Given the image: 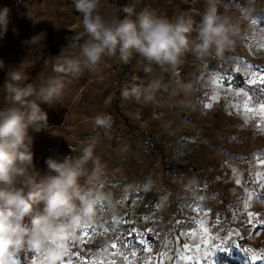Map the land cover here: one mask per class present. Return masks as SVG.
Masks as SVG:
<instances>
[{
  "label": "rangeland",
  "instance_id": "1",
  "mask_svg": "<svg viewBox=\"0 0 264 264\" xmlns=\"http://www.w3.org/2000/svg\"><path fill=\"white\" fill-rule=\"evenodd\" d=\"M241 2L231 6L228 0H221L222 10H230L233 17L238 38L235 49L220 54L213 51L205 57L189 52L174 76L155 66L151 73H145L139 56H133L127 64L116 58L106 59L94 74L85 71L77 78L61 76L65 82L61 102L53 108L43 105L50 127L35 134L36 168L42 176L49 174L48 157H75L96 136L94 155L98 164L89 162V175L98 169L93 183L112 191L120 201L117 215L105 211L99 222L81 230L65 257L67 262L130 264L132 260L112 245V221L130 219L139 224L145 217L160 222L163 216L180 220L191 214L192 219L212 220L217 229L224 246L217 256L218 264H226L223 253L242 263L264 264V190L258 188L264 180V119L260 103L245 87L243 92L250 100L236 95L241 88L227 85L236 72L246 79L264 76V10L241 15ZM105 3L122 8L128 0ZM204 4L205 0H140L136 10L150 6L160 16L184 12L198 20ZM5 6L10 9V20L7 32L0 36V58L8 63L23 59L28 80L22 83H39L57 75L53 72L54 56L68 48L76 32L82 31V17L72 0H0V8ZM258 8L264 9V0H259ZM40 32L47 34V47L26 56L23 41ZM8 37L17 45L22 43L20 55L14 56L7 45ZM113 70L120 88L133 83L143 88L154 82L160 86L150 99L119 100L111 79ZM4 76L0 71V84ZM172 79L182 81L186 89L173 95L164 87ZM206 91L213 98L205 99ZM7 103L0 92V108ZM98 112L111 118L107 135L94 124ZM156 143L161 147L160 154L155 153ZM175 165L202 169L180 172L171 168ZM87 179L82 180L86 188L90 186ZM242 201L247 203L246 208ZM133 209L137 212L135 219ZM220 228L224 232L218 231ZM145 234L149 241V234ZM17 259L21 264L43 260L32 252L21 253Z\"/></svg>",
  "mask_w": 264,
  "mask_h": 264
},
{
  "label": "clouds",
  "instance_id": "2",
  "mask_svg": "<svg viewBox=\"0 0 264 264\" xmlns=\"http://www.w3.org/2000/svg\"><path fill=\"white\" fill-rule=\"evenodd\" d=\"M72 2L82 17V31L54 56L53 72L57 75L39 83H22L28 80L23 59L8 63L0 58V71L5 73L0 92L8 101L0 108V264H18V255L25 252L39 255L44 264H64L82 229L99 222L105 211L118 214L120 201L114 193L93 183L98 169L89 175V162L98 164L94 155L98 137H92L75 157H48L49 174L42 176L36 168L35 134L50 127L43 105L53 108L61 102L65 89L61 76L77 78L85 71L94 74L106 59L127 64L133 56L144 61L145 73L155 66L174 76L189 52L205 57L213 51L234 50L238 43L233 17L230 10H222L221 0H205L198 20L184 12L160 16L150 6L137 11L140 0H128L122 8L110 7L105 0ZM258 3L242 0L241 15L264 10ZM9 20L10 9L0 8V36L7 32ZM46 38L47 34L40 32L23 41L26 56L47 47ZM159 86V82L148 88L133 83L122 88L121 95L150 99ZM164 87L176 95L187 85L172 79ZM93 120L107 135L111 118L98 112ZM84 178H88L87 188L82 184Z\"/></svg>",
  "mask_w": 264,
  "mask_h": 264
},
{
  "label": "crops",
  "instance_id": "3",
  "mask_svg": "<svg viewBox=\"0 0 264 264\" xmlns=\"http://www.w3.org/2000/svg\"><path fill=\"white\" fill-rule=\"evenodd\" d=\"M7 43L8 47L14 51L15 57L22 53V43H18L17 45L16 40L9 37ZM136 213L133 209L132 216L134 215V219ZM168 217L163 216L160 222L145 217V220L140 221L139 224H135L131 220L135 227L144 235H146L145 233L149 234L150 240L146 241V237L144 236L140 239L137 245V257L130 264H191L205 256L214 257L212 259L218 264L217 256L224 246L221 239H219V235L216 233L217 229L214 228L212 220L195 217L192 219L191 214L186 215L187 219L180 220H177L176 217L170 220ZM205 232L207 233L206 239L203 238ZM111 240L114 247L113 239ZM185 244L188 247H185ZM194 245L198 246V250L194 249ZM225 255L228 254L223 253L222 257L224 261Z\"/></svg>",
  "mask_w": 264,
  "mask_h": 264
},
{
  "label": "built area",
  "instance_id": "4",
  "mask_svg": "<svg viewBox=\"0 0 264 264\" xmlns=\"http://www.w3.org/2000/svg\"><path fill=\"white\" fill-rule=\"evenodd\" d=\"M111 79L114 82L115 94L119 100H121V90L119 82L120 79L117 76L116 70L111 72ZM253 88H264V84H256L245 86L246 91H248L255 102L261 103L262 101L257 99V93H253ZM260 190H264V180L258 184ZM110 233L113 239L115 249L124 255L130 261H134L137 257V245L142 238L143 234L139 231L131 220H115L112 221L110 226ZM64 264H68L64 258ZM191 264H216V262L211 257H202Z\"/></svg>",
  "mask_w": 264,
  "mask_h": 264
},
{
  "label": "snow or ice",
  "instance_id": "5",
  "mask_svg": "<svg viewBox=\"0 0 264 264\" xmlns=\"http://www.w3.org/2000/svg\"><path fill=\"white\" fill-rule=\"evenodd\" d=\"M228 3H229V5H231V6H234V5H237L238 4V0H228ZM249 67H251V65H249ZM237 75L239 76L240 75V73H237ZM226 78V77H225ZM241 79L243 80V83L244 84H249V85H256V84H264V76H262V77H260L258 80L257 79H244L243 77H241ZM235 80V77H232L230 80H229V83H232L233 81ZM252 91H253V93H257L258 95H257V99H259V100H261L262 102L260 103V105H259V108H260V115H261V118L262 119H264V88H253L252 89ZM241 94H242V96H243V98L245 99V100H250L251 99V97L248 95V93L247 92H243V89L241 88V93H237L236 95L237 96H241ZM211 98H213L212 97V94L210 93V92H205V99H211ZM212 105L211 104H206L205 105V107H211ZM249 111H252L251 109H248ZM237 183H239V181H237ZM207 185L205 184V187H206ZM248 199L250 200L251 199V194H249V196H248ZM242 203V206L244 207V208H246L248 205H247V203H245V202H241ZM250 222V221H249ZM217 224H219V220H217ZM218 231H224V229L223 228H220V229H218ZM232 230L231 229H229V232H231ZM203 238H207V233L205 232V235H204V237ZM185 247H188V245L187 244H185ZM194 247V249H197L198 250V246H193ZM249 251H251L250 249H249ZM253 259H256V257H253ZM17 261H18V264H21V261L19 260V259H17ZM23 264H29V262L27 261V260H25L24 262H23ZM31 264H44V260H41V261H37V260H35V259H33L32 261H31ZM68 264H71V261L69 260V262H68Z\"/></svg>",
  "mask_w": 264,
  "mask_h": 264
},
{
  "label": "trees",
  "instance_id": "6",
  "mask_svg": "<svg viewBox=\"0 0 264 264\" xmlns=\"http://www.w3.org/2000/svg\"><path fill=\"white\" fill-rule=\"evenodd\" d=\"M237 73H240V75L238 76ZM233 77H235V80L232 83H229L228 82L227 85H232L234 88H243V87H245L247 85V84H244L243 83V80L241 79V77H243L244 79H246V76H244V74H242L241 72L233 73ZM125 120L128 121L127 118H125ZM155 147H156L155 153L160 154L161 153V147H160V145L158 143H156L155 144ZM159 157H161V155H159ZM171 168H173L176 171H180L181 172V171H185V170H189V169H194V168H201V167L194 166V165H175V166H171ZM224 259H225V262L227 264H243L240 261L233 260L228 255H225V258ZM245 264H249V263H245Z\"/></svg>",
  "mask_w": 264,
  "mask_h": 264
}]
</instances>
